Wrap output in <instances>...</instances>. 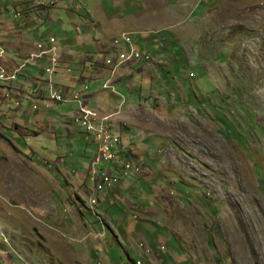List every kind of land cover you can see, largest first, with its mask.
Segmentation results:
<instances>
[{
  "label": "rangeland",
  "instance_id": "374dc122",
  "mask_svg": "<svg viewBox=\"0 0 264 264\" xmlns=\"http://www.w3.org/2000/svg\"><path fill=\"white\" fill-rule=\"evenodd\" d=\"M60 2L106 47L127 34L152 59L114 86L120 179L100 194L96 145L52 117L71 107L36 74L47 56L7 57L0 34V264H264V0ZM52 35L40 43L56 36L61 54ZM66 57L52 75L64 91L56 79L86 84ZM128 160L140 171L125 176Z\"/></svg>",
  "mask_w": 264,
  "mask_h": 264
},
{
  "label": "crops",
  "instance_id": "0c3cea01",
  "mask_svg": "<svg viewBox=\"0 0 264 264\" xmlns=\"http://www.w3.org/2000/svg\"><path fill=\"white\" fill-rule=\"evenodd\" d=\"M51 1L52 0H6L5 2V0H0V34L2 35L1 41L3 48L6 50L4 55H7V57L19 58L24 54L26 55L30 52H34L36 45L40 43L43 37L44 40H46L48 36H54L52 34L55 29L61 30V38L57 40L61 54H65L68 57H66L68 59L67 61L69 62L67 67H70L72 71L75 69H80L86 77L84 81L86 83L92 84V88L87 93L88 105L97 109L102 115H109L113 113L114 110L110 111L109 108L117 107L119 105H117V103L121 102L118 99L120 94L118 92L117 95L113 94L112 92L111 94L107 89H104L101 86V84L105 83V81L109 79L111 71L108 66L104 65L103 52H106L105 49H113L112 45L106 47V45L102 44L98 38L99 34L97 32H93L96 30V28L92 30L87 21H84L78 15H71V12L66 11L65 2H60L61 0H54L53 3H51ZM43 3L50 5L49 8H51L50 11L52 12H50V15L46 18V22L51 25V27L47 30L46 35H42L38 25L40 21V7L38 6H42ZM60 14H63L64 20L67 22L66 24L64 21L60 20ZM108 56H110V54H108L106 57ZM93 57V60H95L96 63L93 61L91 63L89 61ZM97 63H99V65ZM90 64H97V66L94 68L91 67ZM132 65L135 64H127L118 69L117 73H115V76L112 78L113 86L116 87V85H122L121 78L124 75L123 71L128 70L126 68H130ZM25 69L26 68H16L15 70L16 73L24 74ZM36 74H39L37 69ZM129 74L130 77L133 75L132 72ZM72 77L73 76L71 75L70 77H65V80H63L64 82L60 79H56V83L64 84L66 89H69L70 87L73 88L72 90L70 89L72 92L80 91L82 89V85H80L81 81L79 75L78 81H75L74 79L71 81ZM57 105H66L71 107L67 111L55 110V112L52 114V117L58 119L62 113L71 118L74 116L78 108L75 103ZM74 106H76V109ZM52 120L54 119L51 118L44 124L50 123ZM75 127L78 131L83 132L85 138L87 139L86 133L77 126ZM114 130L120 134V132L115 129V127ZM53 131L48 130V132ZM65 132L66 135L71 136L76 131L69 129V131ZM41 135L43 136L44 134L41 133L40 136ZM92 144L94 145L93 142ZM45 147L48 149L47 146ZM96 153L97 145L95 155ZM94 156L92 158L91 165H93ZM104 166L107 165L105 164Z\"/></svg>",
  "mask_w": 264,
  "mask_h": 264
},
{
  "label": "built area",
  "instance_id": "2783aa9c",
  "mask_svg": "<svg viewBox=\"0 0 264 264\" xmlns=\"http://www.w3.org/2000/svg\"><path fill=\"white\" fill-rule=\"evenodd\" d=\"M55 43V37H50L47 43H38L35 51L29 54L27 62L38 65L39 62L47 56V61H45L47 65L42 68H37V70L44 76H50L49 79H46L50 100L55 104H77V111L74 116L71 117V120L74 126H77L86 133L87 139L92 140V142L97 145V153L94 156L92 166L94 170L93 175H97L95 192L102 194L106 187L112 186V184L117 183L120 179V177L118 178L117 176V174L120 173H118L116 163L117 157L123 151L121 136L114 130V124L111 121L113 115H102L97 109L88 105L87 93L92 88V84H82V89L78 92H72L70 89L64 91L56 88V84L52 80V75L60 64L61 54ZM111 45L113 48H120V51L117 53L116 57L110 55L104 58V65L108 66L111 71L109 79L103 84V88L111 90L113 94L117 95L112 78L115 76L118 69L121 66L131 64L141 59H144L146 62L150 61L152 57L148 52L138 50L133 38L127 34H122L113 38ZM0 50H3L1 46ZM1 53L3 54L4 51ZM105 164L107 166H104ZM138 167L137 161L131 163L128 160L122 169H124V175L126 176L131 169H135L136 172H139L140 167ZM92 203H96V200L92 199Z\"/></svg>",
  "mask_w": 264,
  "mask_h": 264
},
{
  "label": "bare ground",
  "instance_id": "6f19581e",
  "mask_svg": "<svg viewBox=\"0 0 264 264\" xmlns=\"http://www.w3.org/2000/svg\"><path fill=\"white\" fill-rule=\"evenodd\" d=\"M49 97V96H48ZM45 102V101H44ZM48 103V102H47Z\"/></svg>",
  "mask_w": 264,
  "mask_h": 264
}]
</instances>
